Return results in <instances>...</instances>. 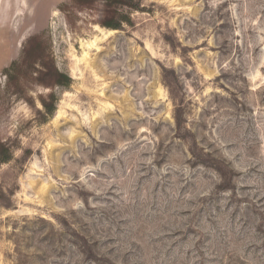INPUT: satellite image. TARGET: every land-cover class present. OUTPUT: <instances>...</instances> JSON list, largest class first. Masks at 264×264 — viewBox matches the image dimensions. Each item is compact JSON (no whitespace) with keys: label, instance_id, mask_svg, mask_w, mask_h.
Masks as SVG:
<instances>
[{"label":"rangeland","instance_id":"374dc122","mask_svg":"<svg viewBox=\"0 0 264 264\" xmlns=\"http://www.w3.org/2000/svg\"><path fill=\"white\" fill-rule=\"evenodd\" d=\"M0 264H264V0H3Z\"/></svg>","mask_w":264,"mask_h":264},{"label":"bare ground","instance_id":"6f19581e","mask_svg":"<svg viewBox=\"0 0 264 264\" xmlns=\"http://www.w3.org/2000/svg\"><path fill=\"white\" fill-rule=\"evenodd\" d=\"M26 3V2H25ZM3 4V0H0V7L2 6ZM114 31V30H113Z\"/></svg>","mask_w":264,"mask_h":264},{"label":"trees","instance_id":"16d2710c","mask_svg":"<svg viewBox=\"0 0 264 264\" xmlns=\"http://www.w3.org/2000/svg\"><path fill=\"white\" fill-rule=\"evenodd\" d=\"M111 26H113V27H117V25H111Z\"/></svg>","mask_w":264,"mask_h":264},{"label":"flooded vegetation","instance_id":"af4514ba","mask_svg":"<svg viewBox=\"0 0 264 264\" xmlns=\"http://www.w3.org/2000/svg\"><path fill=\"white\" fill-rule=\"evenodd\" d=\"M34 42V41H33Z\"/></svg>","mask_w":264,"mask_h":264}]
</instances>
